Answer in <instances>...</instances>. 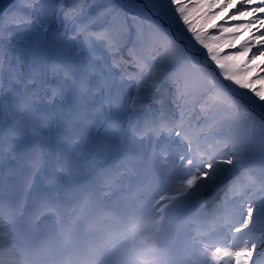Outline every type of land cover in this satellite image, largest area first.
<instances>
[{
	"label": "snow or ice",
	"instance_id": "snow-or-ice-1",
	"mask_svg": "<svg viewBox=\"0 0 264 264\" xmlns=\"http://www.w3.org/2000/svg\"><path fill=\"white\" fill-rule=\"evenodd\" d=\"M140 3L0 11V264H264V0Z\"/></svg>",
	"mask_w": 264,
	"mask_h": 264
},
{
	"label": "rangeland",
	"instance_id": "rangeland-1",
	"mask_svg": "<svg viewBox=\"0 0 264 264\" xmlns=\"http://www.w3.org/2000/svg\"><path fill=\"white\" fill-rule=\"evenodd\" d=\"M123 0H121V2H122ZM127 1H129V0H127ZM136 2H135V0H133V4H135ZM132 5V4H131ZM132 6H134V5H132ZM215 11H218V8L217 9H214ZM231 9H225L224 10V12H222V13H219L218 15H216L214 18H212L206 25H205V28H211L212 27V24H213V21L214 20H216V19H219V17L221 16V15H225V14H228V12L230 11ZM246 19H247V17H245ZM216 31V29H213V32L212 33H214ZM245 33H247V35L246 36H248V32L247 31H244L243 32V34L242 35H239V37L235 40V42H238V46L241 44V42L244 40V38L246 37L245 36ZM219 34V32H218V30H217V32L216 33H214V34H211V35H218ZM210 35V36H211ZM225 35H231V33H226ZM233 44L236 46V44L234 43V41H233ZM220 48H224V49H226V50H228L229 51V49L226 47V45L225 44H221L220 45ZM262 59H264V58H262ZM257 63H259V61H257ZM257 70V69H256ZM255 70V71H256ZM256 74V73H255ZM255 74L253 75V76H255ZM259 82V81H258ZM260 84H262V82H259Z\"/></svg>",
	"mask_w": 264,
	"mask_h": 264
},
{
	"label": "bare ground",
	"instance_id": "bare-ground-1",
	"mask_svg": "<svg viewBox=\"0 0 264 264\" xmlns=\"http://www.w3.org/2000/svg\"><path fill=\"white\" fill-rule=\"evenodd\" d=\"M145 1V0H144Z\"/></svg>",
	"mask_w": 264,
	"mask_h": 264
}]
</instances>
